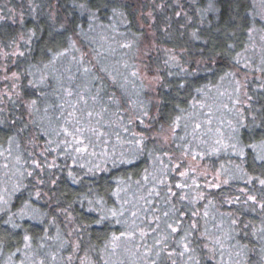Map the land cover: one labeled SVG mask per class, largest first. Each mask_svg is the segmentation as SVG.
Returning <instances> with one entry per match:
<instances>
[{
    "label": "snow or ice",
    "instance_id": "snow-or-ice-1",
    "mask_svg": "<svg viewBox=\"0 0 264 264\" xmlns=\"http://www.w3.org/2000/svg\"><path fill=\"white\" fill-rule=\"evenodd\" d=\"M220 2L221 0H208L207 8L201 10L202 16H206L208 13L217 14V19L220 21L214 29L217 35L205 37L201 29H196L188 34V39L185 41L187 50L195 52V46H200L198 52L192 55L190 60H186L183 55H180L179 58L185 60L188 67L178 62L175 52L167 53L164 63L169 68H179L178 75L195 77L201 73H212L218 76L220 81L231 80L236 85L234 91L239 93L241 87L244 86L241 84V76L246 79L250 72L257 70L264 73V35H261L264 33V24H261L259 28L256 27L259 20H264V12L259 13V20L256 19L255 11L251 13L250 15L253 17L251 22L247 20L241 22L242 18L235 14L228 15L225 19L224 14L218 13L216 7ZM71 6L73 12L84 18L83 21L65 15L57 25L56 21L51 20L50 17L49 30L50 35L53 36V45L58 44L59 46L44 49L45 58L38 64L31 62L23 74L12 73L11 76H4L5 80L12 81L9 88L25 108V113L22 116L27 115L30 118L19 126H16V120L8 123L9 132L6 144L9 147L4 148L3 145H0V148H3V151H0V156H4L6 161H10L4 163V169H16V171L5 173L3 182L5 186L0 188V220L4 224L9 225L12 229H18L21 227L17 223L18 219H34V215H29V213H37L33 204L43 197V190L40 186L45 183L41 174L46 166L45 153L60 151L65 156L75 159L76 156L88 155L89 148H94L98 142H107L104 140V132L101 129L107 131L112 127L110 109L122 110L127 116L124 130L131 133L135 156H148L165 167L167 163L175 162V169L182 179L180 183L169 185L168 192L177 201L194 204L205 199L204 194L201 193L198 200H190L185 189H201V185L197 183V177L200 175L199 167L200 163L208 157L229 155L243 160L247 150L255 153L254 162L259 168L264 169V135L258 142H252L255 129L264 127V114L260 117V125L255 124V117H253L251 124H245L237 119L235 125L228 123L226 131L224 125L213 129L211 127L213 112L207 110L219 105L217 110L222 108L231 112L232 107L220 98L226 97L234 105L238 103L239 97L237 96L233 100L231 95L220 92L219 89H217L218 94L213 96L212 89L207 84L202 88H195V95L192 94L193 90L188 86L189 98L173 105L174 115L166 114L163 108L169 101L158 94L152 95L161 86L160 72L162 70L152 67L151 48L143 54L147 61L144 58L139 59V63L142 65L140 68L127 61L116 60L113 62L112 57L116 49L112 47L110 41H115L120 33L115 29L111 19L107 25L102 23L99 13L101 11L110 12L111 17L114 18L121 7L120 0H72ZM261 7H264V0H261ZM176 15L181 14L177 13ZM190 23L191 21L186 19L183 27L187 29ZM113 31H116V35H112ZM242 32L246 34L247 40L241 39ZM180 34L181 36L185 35V33ZM26 35L27 39H22L9 55L28 60L25 49L36 34L33 31ZM257 44L259 45L258 51ZM118 46L123 49L132 48V44L128 42H119ZM197 55L199 59H197ZM257 60H259L258 68L253 67ZM33 68L38 69V72L32 71ZM22 75L32 77L28 87L34 90L32 95L35 98L25 100L19 92H16V88L20 87L18 82L21 81ZM185 88L186 84L183 82L177 85V91ZM4 97L12 99L7 92L0 96V100ZM181 104L186 106L181 107ZM2 112L3 109L0 108V113ZM201 117L205 118L201 119ZM45 120H47V124H45ZM105 120H109V123H105ZM5 123H7L6 118L0 121V130H3ZM29 124L33 125L32 131L37 133L39 138L46 140L44 150L38 154L45 157L44 164L33 157V153H28V156L32 158V171L25 168L28 160H25L23 153L18 151L25 139L24 133L29 131ZM133 126L139 129L138 133L132 131ZM245 135L249 136L247 144L244 142ZM36 138L37 136L33 135L28 142L32 143ZM73 153L76 155L74 156ZM122 162L133 161L130 159ZM47 166L58 167L55 161ZM79 167L83 168L84 165L81 164ZM237 167L239 168V165ZM182 168L185 170L181 171ZM88 171L91 172L92 169ZM170 171L171 169L164 171L162 168L165 176ZM34 175L36 179L33 181L30 178ZM69 175L75 182L76 177L71 172ZM262 177H264V172L245 179L244 183L247 185L254 180L264 188V178ZM12 178L16 179V183L9 186L8 181ZM26 179L32 185L28 200L21 205L19 211H12L15 205L11 204V197L27 187L24 185ZM58 179L59 177L53 175L47 182L54 185ZM143 179L148 180V176H144ZM120 183L122 182H117L118 185ZM137 183L139 184L140 181ZM160 183L163 184L164 181L161 180ZM222 183L227 184L228 181L224 180ZM215 186L219 187V184H215ZM173 188L178 191H173ZM240 191L243 192V189ZM111 195L117 197V200L113 201L114 205L123 200L119 191ZM168 199L169 197L166 196L165 200ZM240 200L241 197L236 196L230 204L239 203ZM248 202L253 205L257 204L256 196L248 195L244 203ZM89 203L93 204V207H90L88 211L96 212V224L102 226L99 230L103 231L106 222L112 221L121 225V228L117 230L119 235L106 233L104 243L99 245L94 244L91 238L87 241L84 240L82 232L87 230V226L83 225L73 228L72 231L63 235L58 231L55 236L46 232L40 236L25 232L20 242L23 244V249L17 248V253L23 251L28 264H125L128 254L135 249V254L142 256L145 260L151 259L152 256L159 258L163 254L171 261V264H177L174 257L195 260V264H200L199 259H196L194 255L196 248L192 246L194 243L193 234L199 232L200 239L206 241L199 246L206 249V259L208 264H211L216 260L217 253L222 259L225 251L223 245L226 242L236 240L240 232H246L251 227L236 216H230L227 221L228 231L224 232L221 237L211 231L206 223L201 225V214L195 208L190 216L197 217V219H189L187 223L184 221V213L181 209H176L172 215L168 211L163 213V216L168 219L165 222L163 234H161L160 217L157 216L153 220H147L146 217L142 219L137 211L126 207L131 203L129 200H123L119 207H108L107 201L103 197L95 202L89 201ZM259 206L264 209V203H260ZM126 212H130L132 217L130 223L126 218L121 219L125 217ZM177 212L181 214L177 215ZM202 215L206 220L208 212L205 211ZM38 222L43 223L44 221ZM142 225H145L147 230ZM213 226L223 230L222 223ZM41 231L44 232L43 229ZM259 232L264 234V228H260ZM153 233L156 235L154 236ZM74 234L75 240L72 239ZM149 237L153 240L151 247L147 243ZM209 237L213 239L209 241ZM137 240L142 242L140 247L145 249L142 253L140 248L135 246ZM170 241L173 243L172 249L168 247ZM232 247L235 249L236 257L247 255L249 251L247 244L238 246L233 244ZM63 251H67L68 254L62 255ZM261 251L264 252V248ZM122 257L123 259H121ZM151 264H156V261L152 259ZM236 264H240L239 259L236 260Z\"/></svg>",
    "mask_w": 264,
    "mask_h": 264
},
{
    "label": "trees",
    "instance_id": "trees-1",
    "mask_svg": "<svg viewBox=\"0 0 264 264\" xmlns=\"http://www.w3.org/2000/svg\"><path fill=\"white\" fill-rule=\"evenodd\" d=\"M254 1L235 0V2H232V0H221L216 7L218 13L224 14L225 19H227L228 15L235 14L242 18L241 22L244 20L251 22L253 17L250 14L254 12ZM71 2L72 0H4V2L0 0V96H3L7 92L8 96L12 97L11 100L7 97L0 100V108L3 109V112L0 113V121L5 120V118L7 121L3 130H0V145H3L4 148L9 147L6 144L7 133L9 132L7 124L12 120H16V126H19L30 119L27 115L22 116L25 113V108L21 104L20 99L9 88L12 81L5 80L4 76H11L12 73L23 74L25 69L29 68L31 62L38 64L45 58L46 53L44 49L51 46H59L58 44L53 45V36L50 35L49 30L51 20H55L58 25L65 15H68L73 19L83 21V17H79L73 12ZM206 3H208V0H177V2L176 0H149L139 5L136 0H120L121 7L114 18L111 17L110 12L101 11L99 13L102 23L107 25L111 19L115 29L120 33L115 41H110L112 47L116 49L112 57L113 62L116 60H120L121 62L127 61L129 64H135L137 68H140L142 65L139 63V59L144 58L147 61V58L143 54L151 48L152 67H158L162 70L160 72L161 86L152 95L158 94L169 101L167 106L163 108L166 114L174 115L175 113L172 112L173 105L189 98L188 86L191 87L193 90L192 94L195 95V88H202L205 84L208 87L214 86L219 81V77L212 73H201L195 77H186L183 74L178 75L180 72L179 68H169L164 63L165 59H167V53L175 52L177 53L178 62L188 67L185 64V60H181L179 57L183 55L186 60H190L192 55L198 52L199 45L195 46V52H189L185 46L188 34L192 31L201 29L205 37L217 35L214 30L216 24L220 22L217 19V14L208 13L206 16L201 15V10L205 8V5H208ZM139 10H141L143 16L144 12H148L151 16L148 32L144 30L143 26L139 25ZM177 13L181 15L177 16ZM186 19L191 21L187 29L183 27ZM33 31L36 34L35 38L32 39L25 49L28 60L9 55L22 39H27L26 34ZM180 33H185V35L181 36ZM112 35H116V31H113ZM241 39L247 40V36L243 32L241 33ZM119 42L131 43L132 48H119ZM197 59H199L198 55ZM217 67L219 66L217 65ZM32 71L38 72V69L33 68ZM31 79L32 77L22 75L21 81L18 82L20 87L16 88V92H19L20 96L24 97L25 100L35 98L32 95L34 90L28 87ZM181 82L186 84V88L177 91V85ZM248 97H251L249 99V109L243 111L242 122L251 124L253 123V117H255V124L260 125V117L264 114V80L258 81L257 86L254 88L252 85L248 86ZM144 98L147 99V97ZM189 102L191 103V100ZM180 106L185 107L186 105L181 104ZM109 111L110 117H112L110 119L112 132L123 131L127 124L125 113L122 110L117 111L116 109H110ZM18 117L20 119H17ZM106 123H109V120ZM45 124H47V120H45ZM32 129L33 125L29 124V131L24 133L25 139L18 149V151L23 153L24 159L28 160V164L25 165L28 171H32V158L28 156L29 152L33 153V157L37 158L40 163H45V157H41L38 154L44 150L46 140L39 138L38 134L33 132ZM132 131L138 133L139 129L133 126ZM125 133V139L128 142L124 145L122 144V148H128L127 154L123 156V149L121 148L119 152L116 151V155H112L108 159L109 161H107L105 166L101 162L95 163L91 159H86L82 163L77 157L72 159L60 151L50 154L45 153L47 158L46 166L41 172L45 183L40 186L43 190V197L33 204V208L37 210V213H29V215H34V219H18L17 223L21 225L18 229H12L0 220V264H28L24 252L17 253V248L23 249V244L20 242L25 232L36 236L43 235L46 232L55 236L58 231L63 235L72 231L73 228L83 225L87 226V230L82 232L84 240L87 241L91 238L94 244L99 245L104 243L106 233L108 235L112 233L116 235L120 234L117 230L121 228V225L112 221L106 222V227L103 228V231L99 230L102 226L96 224V212L88 211L90 207H93V204H90L89 201L95 202L103 197L107 201L108 207H119L120 203H123V200H129L131 203L126 205V207L130 208L132 203L138 198L137 195L134 200H130L129 197L132 190L136 192L140 189H136L138 185L137 181L144 183V176H149L152 166L157 163L148 156H135L131 133ZM33 135H36L37 138L32 143H29L28 140ZM262 135H264V127L255 129V136L252 142H258L262 138ZM128 136L129 140L127 139ZM53 138L55 139V137ZM108 138L111 143L110 137ZM114 140L116 139L114 138ZM244 142L246 144L249 143L248 135H245ZM110 148L111 145L107 147V149ZM0 151H3V148H0ZM254 155L255 153L246 150L243 160L235 156H219L218 160L221 162V166L224 163L228 166L229 162H231L234 165L240 166V172L233 173L229 178H226L227 184L222 183L217 188L202 187L200 191L195 188L185 189L190 200H198L199 195L201 193L204 194L205 199L199 200L197 203L190 204L186 201H177L175 197L165 200L167 193H164V187H154V190L151 192L152 194L154 193L151 195L152 204H155V200L158 198L159 203H164L163 205L166 204L171 208L168 211L170 215L176 212V209H181L184 213L183 218L185 223L189 219H197V217L190 216L193 208H195L201 214V225L206 223L211 231L216 232L221 237H223L224 232L228 231L229 225L227 221L230 216H236L243 223L251 226L246 232H240L236 240L226 242L223 245L225 251L222 259L220 254L217 253L216 260L212 261L211 264H236L237 259H239L240 264H264V259H262L264 252L261 251L264 248V234L259 232L260 228H264V223H262L264 222V209H261L259 206L260 203H264V188L254 180L247 185L244 183L245 179L264 172V169L259 168L256 162H254ZM130 159L133 162H122ZM0 160H2V167L4 163L10 162L6 161L4 156H0ZM213 160V162H216L215 159ZM53 161H55L58 167L50 168L47 166L51 165ZM171 163L175 164V162ZM202 163H205V161ZM81 164L84 165L83 168L79 167ZM217 167L213 165L211 170L214 171V168ZM89 169H92V171L89 172ZM13 171H16V169L13 168ZM69 172L76 177L75 182L69 175ZM245 173H247V176H245ZM53 175L59 177L54 185L47 182ZM180 178L179 172L174 167L173 173L167 175L168 180L164 186L180 183ZM30 179L34 181L36 179L35 175ZM118 181L122 183L118 185ZM198 181L202 182L206 181V179ZM15 183L16 179L13 183H8V185L10 186ZM24 185L27 187H24L22 191L15 193L11 197V204L15 205L12 211H19L21 205L28 200L32 185L27 179L24 180ZM241 189H243V192L240 191ZM172 190L178 191L174 188ZM118 191L123 200L114 205L113 201H116L117 197L111 194ZM248 195L256 196L257 204L253 205L251 202L245 204L244 200ZM236 196L241 197L240 202L230 204ZM208 201H211V203H208ZM155 206L156 211L151 212V215L154 218L160 217L159 223L163 230L167 220H164L161 215L166 210L163 207L161 208V205L157 206L155 204ZM205 211L208 212L206 220L202 215ZM176 214L179 215L181 213L177 212ZM121 219H125V217ZM38 221L44 222L39 223ZM221 223L223 224L222 231L213 226L214 224ZM144 227L147 230V227ZM42 229L44 232L41 231ZM72 239L75 240V234ZM192 239L194 240L192 246L196 248L195 258L199 259L200 264H208L205 255L206 249L199 246L206 243V241L200 239L199 232L194 233ZM212 239V237H209V241ZM233 244L237 246L239 244H247L249 249L247 255L236 257L235 249L232 247ZM172 248L173 244L170 249ZM65 252L67 251H63L62 255ZM14 253L16 255H13ZM28 255H31V253H28ZM174 259H176L177 264H195V260L181 259L179 257H174ZM160 260L161 264H171V261L165 256Z\"/></svg>",
    "mask_w": 264,
    "mask_h": 264
},
{
    "label": "rangeland",
    "instance_id": "rangeland-1",
    "mask_svg": "<svg viewBox=\"0 0 264 264\" xmlns=\"http://www.w3.org/2000/svg\"><path fill=\"white\" fill-rule=\"evenodd\" d=\"M136 1L138 2L139 5H142L144 2L149 1V0H136ZM207 6L208 5H205V8H207ZM254 6H255L254 11L257 14L256 19L259 20V13L264 12V7H261V0H255ZM139 11H140L139 16H138L139 25L143 26L144 30L148 32L151 16L148 12H144V16H143L141 10ZM0 16H1V13H0ZM261 24H264V20H259V22L256 23V27L259 28ZM261 35H264V33H261ZM256 48L258 51L259 50L258 44L256 45ZM253 67H256V68L259 67V60L256 61V64ZM240 80H241V84L244 86L241 87V90L239 93H236L234 91L236 85L231 80H225V81L219 80L214 86L209 87L210 89H212L213 96H216L218 94L217 89H219L220 92H226L227 94L231 95L233 97V100H235L237 96L239 97L238 103H235L234 105H233V102L228 101L226 97L220 98L222 100H225V102H227L229 106L232 107L231 112L225 111L222 108L217 110L219 108V105H216L213 108L207 110V111L213 112V115L211 117V120H212L211 127L213 129L218 128L220 125H224V130L226 131L228 123L235 125L237 119L243 121L242 120L243 111L249 109V104H250L249 97H248V86L252 85L253 88L257 86L258 81L264 80V73L258 70L255 72H250L246 79L245 77L241 76ZM111 118L112 117H110V119ZM204 118L205 117H201V119H204ZM107 121H105V123ZM101 131L104 132V140L107 142H98L94 148H89V154L86 156H76L78 160H80V162L84 163L86 159H91L92 161H95V163L101 162L102 165L105 166L107 161H109L108 159L111 158L112 155H116L117 152H119V150L122 148V146L128 142L125 139L126 137L125 130L118 131V132H112V128H109L107 131H105L104 129H101ZM117 133H119V135H117ZM108 137H110L111 143L109 142ZM114 138L116 140H114ZM127 139L128 140L130 139L129 136ZM109 145H111V148L107 149ZM122 149H123V156H124L127 154L128 148H122ZM92 153H95V154H92ZM73 155H76V154L73 153ZM223 156H229V155H223ZM213 159H215L216 162H213L214 161ZM218 159H219L218 157H208L205 160V163H202V162L200 163V167H199L200 175H198L197 177V183L201 185V188L202 187L217 188L215 184H219L220 186L222 185V181L226 180V178H229L233 173L240 172V166L238 168L237 165H234L231 162H229L228 166L225 165V163L221 166V162H219ZM1 163H2V160H0V188L5 186L3 183L5 180V173L13 171V168L4 169ZM189 163H192V162L189 161ZM213 165H216V167L217 165L219 166L217 168H214V171H212L211 168ZM174 167H175L174 163H171V164L167 163V166L165 167V166L160 165L157 162L155 165L152 166L151 168L152 171L148 176V180H144V183H140L136 186V189L137 188H140V189L137 190L136 192H133L132 190L131 196H129L130 200H134L136 198V195L138 198L132 203L130 209L132 211H137L139 216L142 219L145 218L146 216L149 217V218L146 217L147 220L154 219V217L151 215V212L156 211L155 204L157 206L161 205V208L163 207L164 210L166 211H169L171 209L166 204L163 205L164 203H159V201L157 200L158 198L155 200V204L154 203L152 204L151 195H153L154 193L152 194L151 192L152 190H154V187H157V188L164 187V193L166 192L167 196L169 198L171 197L168 192V186H164L167 183L168 179H167V175L166 176L163 175L162 168L164 169V171H167V169H171L169 173L172 174L174 171ZM182 169L185 170L184 168ZM179 178H180V175H179ZM200 179H206V181L199 182L198 180ZM14 180L15 178H12L11 180L8 181V183H13ZM161 180L164 181L163 184L160 183ZM161 216L163 217L164 220L168 219L167 217H164L163 215ZM125 218L128 220L129 223L131 222L132 217L130 215V212L125 213ZM137 223H139V221H137ZM142 226L144 227L145 225H142ZM154 226L155 225H153V227ZM160 230H161V234H163L162 227H160ZM137 231H139V229H137ZM153 235L155 236L156 234L153 233ZM141 243L142 242L140 240H137L135 242V246L136 248H140V251L142 253L145 251V249L140 247ZM147 243L149 247H151L153 243V240L151 237L147 239ZM172 244L173 243L170 241L169 246H168L169 249L171 248ZM129 247H131V245H129ZM67 254H68L67 252L63 253V255L65 256ZM162 258H164V255L162 256L161 254L159 258L152 256L151 259L145 260L142 256L135 254V249H133V252L128 254L127 259L125 260V264H151L152 259L156 261V264H161L162 262L160 259ZM121 259H123V257Z\"/></svg>",
    "mask_w": 264,
    "mask_h": 264
}]
</instances>
